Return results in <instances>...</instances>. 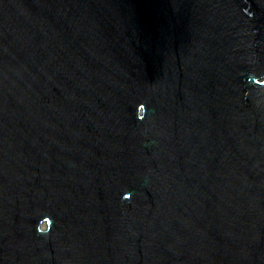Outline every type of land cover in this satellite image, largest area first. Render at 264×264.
Masks as SVG:
<instances>
[{
	"label": "water",
	"instance_id": "95a60500",
	"mask_svg": "<svg viewBox=\"0 0 264 264\" xmlns=\"http://www.w3.org/2000/svg\"><path fill=\"white\" fill-rule=\"evenodd\" d=\"M0 264H264V0H0Z\"/></svg>",
	"mask_w": 264,
	"mask_h": 264
},
{
	"label": "clouds",
	"instance_id": "9594fccd",
	"mask_svg": "<svg viewBox=\"0 0 264 264\" xmlns=\"http://www.w3.org/2000/svg\"><path fill=\"white\" fill-rule=\"evenodd\" d=\"M144 115H146V108H145V113H144ZM49 231H50V229H49L48 231H46V232H41V231H39V233H41V234H47V233H49Z\"/></svg>",
	"mask_w": 264,
	"mask_h": 264
}]
</instances>
